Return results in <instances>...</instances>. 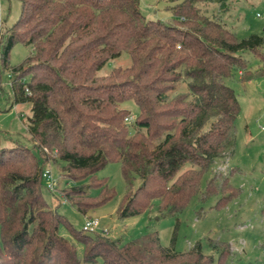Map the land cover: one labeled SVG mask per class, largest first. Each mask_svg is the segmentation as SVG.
Here are the masks:
<instances>
[{
    "label": "trees",
    "instance_id": "trees-1",
    "mask_svg": "<svg viewBox=\"0 0 264 264\" xmlns=\"http://www.w3.org/2000/svg\"><path fill=\"white\" fill-rule=\"evenodd\" d=\"M19 1L17 18L0 26V74L7 70L11 103H29L26 128L36 153L20 142L0 147V264L98 258L99 264H213L198 242L176 251L161 245L155 231L120 242L71 229L83 246L78 257L74 243L57 233L65 220L43 198L40 170L60 162V179L73 183L49 191L82 214L114 195L106 178L96 175L110 161L119 162L127 187L117 217L137 213L153 198L160 210L181 209L214 158L231 151L238 102L224 79L237 69L241 81L264 75V36L239 37L200 12V2L225 0H171L170 22L145 19L138 0ZM15 42L30 50L9 65ZM121 52L127 65L97 73ZM243 52L258 59L256 67L246 66ZM178 80L186 90L169 94ZM127 99L137 107L131 132L124 120L129 111L119 105ZM221 183L227 200L236 195L225 175ZM220 189L211 175L201 194ZM222 197L215 205L226 201ZM212 247L220 264L227 241Z\"/></svg>",
    "mask_w": 264,
    "mask_h": 264
},
{
    "label": "rangeland",
    "instance_id": "rangeland-1",
    "mask_svg": "<svg viewBox=\"0 0 264 264\" xmlns=\"http://www.w3.org/2000/svg\"><path fill=\"white\" fill-rule=\"evenodd\" d=\"M171 3V0H138L145 19L162 22L172 20L171 12L167 8ZM198 6L200 12L218 20L239 37L249 33L264 36V0H225L222 5L215 1H204L198 3ZM19 10V0H0L1 28L10 26L17 18ZM29 50V45L15 42L9 50V65L20 63ZM242 55L249 68H254L259 63L250 52H243ZM128 63L127 54L121 52L106 61L97 73L104 74L114 66L123 67ZM240 74L241 69H237L224 79L233 89L238 102L231 151L228 154L225 151L214 158L209 169L200 177L198 191L181 209L173 212L160 210L157 198H153L148 206L137 213L117 217L115 209L127 190L118 161L107 162L96 171L97 176L106 178L107 184L114 190V195L102 205L87 209L83 214L74 205L63 200L58 193L47 190L41 180L43 198L65 220L58 224L57 233L74 243L78 257L82 256L83 246L72 238L70 230H80L83 217L95 216L99 220V227L92 232L120 242L147 231H155L161 245L172 247L176 251H185L198 242L200 250L212 256L213 264H219L218 251L212 244L216 241H227L228 255L220 264H264V75L241 81ZM7 81V70H3L0 74V147L20 142L36 153L26 128L29 103H11ZM185 90V82L178 80L169 94ZM119 105L128 109V116L133 117L137 112L136 105L130 99ZM125 122L131 132V120ZM46 164L56 177L54 188H57V184L62 186L73 183L72 180L64 183L60 179V162ZM211 175L214 176L215 185L222 189L202 196L205 181ZM224 175L228 183L237 190L236 195L228 200L230 193L226 184L221 183ZM138 182L137 178L133 180L131 190ZM88 191L97 192L94 188ZM221 194H224L222 199L226 201L215 205ZM102 227L106 230H101ZM99 262L98 258L94 262L80 264Z\"/></svg>",
    "mask_w": 264,
    "mask_h": 264
},
{
    "label": "built area",
    "instance_id": "built-area-1",
    "mask_svg": "<svg viewBox=\"0 0 264 264\" xmlns=\"http://www.w3.org/2000/svg\"><path fill=\"white\" fill-rule=\"evenodd\" d=\"M0 23H1V14H0ZM26 91H27V89H26ZM132 118H133L132 116L126 115L124 117V120L129 121V120H132ZM40 178H41V180H43L46 189L51 190V191L55 189L54 187H55V183H56V177L52 174V172L48 166H43L41 168ZM98 227H99V220L97 217H95V216L83 217V223H82V227H81V229L83 231L92 232L95 229H97ZM102 229L104 231L106 230L105 227H102L101 230Z\"/></svg>",
    "mask_w": 264,
    "mask_h": 264
},
{
    "label": "crops",
    "instance_id": "crops-1",
    "mask_svg": "<svg viewBox=\"0 0 264 264\" xmlns=\"http://www.w3.org/2000/svg\"><path fill=\"white\" fill-rule=\"evenodd\" d=\"M234 169H236V167ZM234 169L232 168V170H234Z\"/></svg>",
    "mask_w": 264,
    "mask_h": 264
}]
</instances>
